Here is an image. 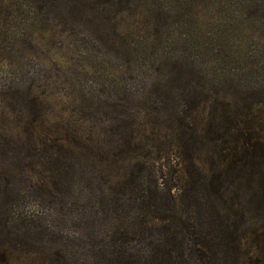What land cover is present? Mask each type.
<instances>
[{
  "label": "trees",
  "instance_id": "1",
  "mask_svg": "<svg viewBox=\"0 0 264 264\" xmlns=\"http://www.w3.org/2000/svg\"><path fill=\"white\" fill-rule=\"evenodd\" d=\"M128 2L0 0V23L30 21V27L44 32L54 22L72 34L87 32L89 24L98 32L108 26L119 38L114 16L139 13L140 4ZM155 54L149 53V67L157 73L168 67L169 57ZM189 64L176 78L168 70L150 79L148 90L163 95L145 103L136 121H125V113L111 109L109 128L102 130L111 137L101 145L95 135L67 136L44 128L43 101L31 95L33 83L15 88L25 120L15 130L30 145L25 151L35 153L39 146L69 160L59 170L40 172L27 163L28 182L41 192L51 186L61 196L78 188L76 201L92 206L79 213L71 229H56L6 209L13 200L14 206L23 203L17 191H10L14 195L7 202L0 196V264H264V223L252 218L264 216V100L220 97L214 87L218 80ZM190 75L213 98L192 101L198 91L187 88ZM226 79L222 88L242 91L246 98L261 91ZM175 80L186 86L179 101L169 92ZM13 104L8 105L12 110ZM4 112L0 124L5 127ZM233 188L244 194L232 199Z\"/></svg>",
  "mask_w": 264,
  "mask_h": 264
},
{
  "label": "rangeland",
  "instance_id": "2",
  "mask_svg": "<svg viewBox=\"0 0 264 264\" xmlns=\"http://www.w3.org/2000/svg\"><path fill=\"white\" fill-rule=\"evenodd\" d=\"M142 1L128 2L131 7L140 4L138 14L126 12L112 19L119 23L120 39L109 33L108 26H100L102 32H98L89 24L87 32L72 34L54 26V22L44 32L30 27V21L0 23V111L8 113L6 119L9 117L5 127L0 124V196L7 202L14 195L10 192L13 190L24 198L18 206L13 205L14 200L5 205L14 215L25 214L36 225L41 221L48 227L71 229L79 213L83 209L90 212L92 206L88 202L83 208L76 201L78 188L61 196L51 186L49 191L41 192L32 186L34 181L28 182L27 163H34L32 169L40 172L43 168L59 170L69 160L55 154L56 150L44 151L39 146L35 153L25 151L30 145L15 130L23 110V100L17 98L19 91L13 92L16 87L33 83L31 95L43 101L48 123L44 128L67 136L75 132L85 137L95 135L99 145L111 137L102 132L109 128L111 109L125 113V121H136L137 115L142 116L145 103L162 98L161 90H148L150 79L161 78L168 70L176 78L177 71L189 69V63L203 69L208 78L218 80L220 86L214 87L220 97L264 100V0H145V5ZM150 52L158 58L169 57L168 67H160L161 72L152 71ZM187 78V88L198 91L197 96L192 94V101L213 98L212 93H203L194 85V76ZM226 78L261 91L246 98L242 91L233 93L229 86L222 88L228 82ZM184 87L176 81L170 88L176 101ZM13 102L14 110L8 107ZM26 153L28 158L23 157ZM235 194L240 197L244 191L233 188L228 195L235 199ZM252 218L264 223L263 215L253 214Z\"/></svg>",
  "mask_w": 264,
  "mask_h": 264
}]
</instances>
